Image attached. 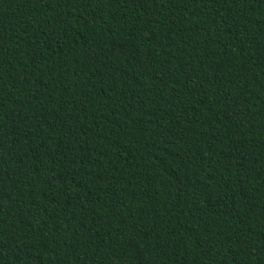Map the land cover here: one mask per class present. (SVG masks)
<instances>
[{
    "label": "trees",
    "instance_id": "trees-1",
    "mask_svg": "<svg viewBox=\"0 0 264 264\" xmlns=\"http://www.w3.org/2000/svg\"><path fill=\"white\" fill-rule=\"evenodd\" d=\"M0 264H264V0H0Z\"/></svg>",
    "mask_w": 264,
    "mask_h": 264
}]
</instances>
